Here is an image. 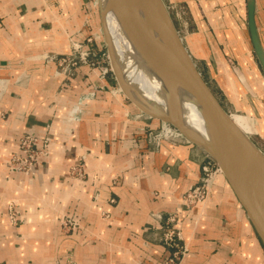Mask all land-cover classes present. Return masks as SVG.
I'll return each mask as SVG.
<instances>
[{"label": "crops", "instance_id": "0c3cea01", "mask_svg": "<svg viewBox=\"0 0 264 264\" xmlns=\"http://www.w3.org/2000/svg\"><path fill=\"white\" fill-rule=\"evenodd\" d=\"M167 2L188 14L184 44L211 75L220 73L219 64L224 68L222 45L244 33L237 23L243 13L253 52L246 0ZM61 5L0 0V264H264V246L222 174L202 207L183 208L182 194L201 175L205 152L199 147L183 137L147 144L144 131L159 121L120 92L98 90L80 120H67L97 76L86 65L68 79L56 76L55 63L44 61L45 53L66 54L70 40H80L66 20L72 10ZM254 15L264 51V0H255ZM234 52L242 59L237 46ZM21 132L50 138L47 159L32 179L9 172ZM82 158L85 178L73 180L68 168ZM11 201L19 210L15 224L7 214ZM176 208L185 250L171 263L174 248L164 243L162 226ZM63 214L79 225L62 231Z\"/></svg>", "mask_w": 264, "mask_h": 264}, {"label": "water", "instance_id": "95a60500", "mask_svg": "<svg viewBox=\"0 0 264 264\" xmlns=\"http://www.w3.org/2000/svg\"><path fill=\"white\" fill-rule=\"evenodd\" d=\"M108 4L141 55L159 74L175 82L193 98L208 137L188 127L158 104L131 96L116 69V58L103 21L104 8L99 4L102 32L119 85L118 91L141 113L170 124L216 162L264 246V152L237 126L198 70L163 0H108ZM254 10L255 0H246L250 42L264 74V51L257 33ZM174 99V94L168 91V101L172 103Z\"/></svg>", "mask_w": 264, "mask_h": 264}, {"label": "rangeland", "instance_id": "374dc122", "mask_svg": "<svg viewBox=\"0 0 264 264\" xmlns=\"http://www.w3.org/2000/svg\"><path fill=\"white\" fill-rule=\"evenodd\" d=\"M167 1L163 0L184 43V34L186 32L184 25L189 20V16L183 7L176 6ZM49 3L58 7L62 6L61 4L68 5L69 10H72L71 14H67L69 19H65L72 23L73 28L76 29L74 35L80 37V40L71 39L70 50L72 41H78L84 45L88 42V38H90V42L93 43L94 49L97 52L96 58H93L96 60V64L93 68L90 67V69L96 72V80L98 82L101 83L100 80L102 79L103 82L101 84L104 85L103 91H114L115 94H119V85L110 65V58L102 32L99 0H49ZM77 10L81 12H77ZM58 15L60 14L58 13ZM243 15L244 13L241 15L242 17L240 16L237 19L238 26L244 31V33L238 31V36H240L238 39L240 40L234 41V43L228 41V48L226 44L222 45L228 55L222 57L219 54L221 60H223L222 63L225 70L219 64L220 73H217L215 70V75H211L210 69L205 62L192 58L223 107L230 113L231 117L242 130L249 135L250 139L264 152V74L257 63L254 53L251 52L250 48H247V33L243 26ZM233 39L236 40L235 37ZM236 46L242 52L243 60L239 59V55L237 54V56L234 52ZM100 67L107 69L105 77L101 79L99 78ZM125 99L127 100L126 97ZM131 106L133 105L131 104ZM159 124H161L160 121Z\"/></svg>", "mask_w": 264, "mask_h": 264}, {"label": "built area", "instance_id": "2783aa9c", "mask_svg": "<svg viewBox=\"0 0 264 264\" xmlns=\"http://www.w3.org/2000/svg\"><path fill=\"white\" fill-rule=\"evenodd\" d=\"M87 41L89 43L84 44L85 46L78 41H72L71 50L68 53H45L43 59L47 63H55L54 74L56 76L63 75L68 79L79 66L86 65L91 68L95 66L96 60L93 58H96L97 52L93 43L90 42L91 39L88 38ZM106 73V68H99L100 79L104 78ZM100 81L101 83L103 82L102 79ZM101 83L98 81L93 82L92 87L88 91L78 95L75 103L68 110V121L76 122L80 120L83 107L87 101L94 99L98 90H103L104 85ZM45 126L49 128V123L46 122ZM180 137L182 138V135L176 128L164 122H161L157 128H148L144 131L146 143L154 147H158L163 140H174ZM49 150L50 138L48 133L45 132L38 135L33 132H21L17 136L15 148L8 156L9 172L20 173L27 179H32L36 174V167L42 165L43 160L47 159ZM83 160L82 158L77 163L69 166L68 174L73 180L85 178ZM218 174H221L219 166L205 153L198 182L187 189L181 196L183 208L188 211L196 206L202 207L210 195L213 180ZM179 213V209L176 208L166 213V216L163 217V241L167 246L174 248L172 256L169 258L171 263L177 260L178 255L185 250V246L179 243L181 239V218ZM7 214L12 224L18 222L19 210L16 203L8 202ZM78 225L76 218L69 214H63L59 218V226L62 231H70Z\"/></svg>", "mask_w": 264, "mask_h": 264}, {"label": "bare ground", "instance_id": "6f19581e", "mask_svg": "<svg viewBox=\"0 0 264 264\" xmlns=\"http://www.w3.org/2000/svg\"><path fill=\"white\" fill-rule=\"evenodd\" d=\"M99 2L104 8L103 21L113 56L116 58V69L131 96L136 100L143 99L158 104L165 111L173 113L188 127L208 137L203 118L193 98L175 82L159 74L141 55L124 32L108 0H99ZM168 91L175 96L172 103L168 101ZM130 103L134 105L131 101ZM234 122L236 123L235 120ZM237 126L242 130L238 124Z\"/></svg>", "mask_w": 264, "mask_h": 264}]
</instances>
